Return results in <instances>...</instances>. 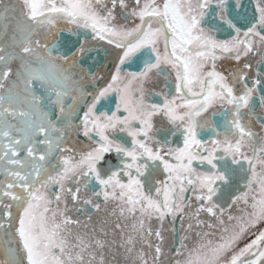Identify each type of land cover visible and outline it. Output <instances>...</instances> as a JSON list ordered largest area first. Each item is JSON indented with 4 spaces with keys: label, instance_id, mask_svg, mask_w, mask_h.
Instances as JSON below:
<instances>
[{
    "label": "snow or ice",
    "instance_id": "1",
    "mask_svg": "<svg viewBox=\"0 0 264 264\" xmlns=\"http://www.w3.org/2000/svg\"><path fill=\"white\" fill-rule=\"evenodd\" d=\"M0 264H264V0H0Z\"/></svg>",
    "mask_w": 264,
    "mask_h": 264
},
{
    "label": "flooded vegetation",
    "instance_id": "2",
    "mask_svg": "<svg viewBox=\"0 0 264 264\" xmlns=\"http://www.w3.org/2000/svg\"><path fill=\"white\" fill-rule=\"evenodd\" d=\"M92 55L94 59L90 61V66L100 76H103L105 79H107L110 72L112 71V64L115 57V54L112 51L111 47L98 46V50L95 51ZM139 66H142V64H140L139 62L133 63L131 65L130 70L136 71L138 70ZM225 67H229V65L226 64ZM99 83L101 84V86H103L104 80H101ZM154 99L158 100L159 98L156 97ZM104 103H108V102L105 101ZM90 214H93L95 219V214L94 213H90ZM168 243L171 244V240H169Z\"/></svg>",
    "mask_w": 264,
    "mask_h": 264
}]
</instances>
